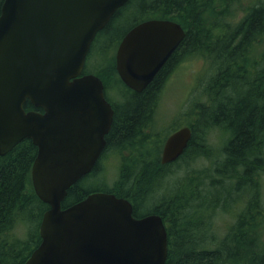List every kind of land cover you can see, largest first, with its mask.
<instances>
[{"label":"trees","instance_id":"obj_1","mask_svg":"<svg viewBox=\"0 0 264 264\" xmlns=\"http://www.w3.org/2000/svg\"><path fill=\"white\" fill-rule=\"evenodd\" d=\"M239 2L129 0L97 34L87 56V62L99 57L101 63L94 71L85 65V74L99 76L107 94L119 84L126 92H120V102L110 98L115 113L105 151L93 171L68 190L63 208L103 191L128 199L137 218L161 215L168 230L165 264H264V56L252 57L264 39V0L233 22L231 12ZM129 19L128 30L121 31ZM150 19L175 21L186 36L154 81L136 92L117 72L116 51L130 29ZM109 50L114 54L105 67ZM199 56L208 59L212 72L205 96L193 106L198 117L188 124L192 139L178 160L163 165L164 143L181 122L175 119L164 132H152L158 101L172 72ZM25 109L43 111L30 101ZM213 133L217 145L210 140ZM37 153L26 139L0 156V264H25L41 243L40 224L50 206L32 184ZM109 153L119 162L113 185L106 182L104 167ZM205 159L211 166L196 168ZM90 179L104 183L89 187ZM225 215L233 220L220 222Z\"/></svg>","mask_w":264,"mask_h":264},{"label":"water","instance_id":"obj_2","mask_svg":"<svg viewBox=\"0 0 264 264\" xmlns=\"http://www.w3.org/2000/svg\"><path fill=\"white\" fill-rule=\"evenodd\" d=\"M129 0H5L0 16V156L29 139L36 195L50 206L41 243L25 264H165L168 230L161 215L134 216L133 204L94 192L63 208L68 190L103 155L114 120L105 85L85 74L97 34ZM186 36L168 19L130 29L116 52L117 72L143 92ZM30 103L39 110L25 109ZM184 126L167 137L163 165L178 160L192 139Z\"/></svg>","mask_w":264,"mask_h":264},{"label":"rangeland","instance_id":"obj_3","mask_svg":"<svg viewBox=\"0 0 264 264\" xmlns=\"http://www.w3.org/2000/svg\"><path fill=\"white\" fill-rule=\"evenodd\" d=\"M257 2L258 0H240V2L234 6L233 11L231 12L233 15L232 21L237 22L241 18H243L247 8L253 6ZM131 20L132 19H129L123 22L121 31L128 30ZM109 51L110 53L106 55V57L102 61L103 63L101 64L105 67L107 65H110L111 57L114 54L113 50ZM262 55L264 56V39H262L261 43L255 46L252 50L253 58H260ZM98 59L99 57H95L88 60V62L86 60V65H88V68L90 70L94 71L96 63H101V61H98ZM209 65V61L205 57H190L187 61L180 64L172 72L164 90L162 91L160 102L158 101L159 105L157 107L156 117L151 123L152 132H164V129L169 127L175 119L176 121L181 122V124L179 125L180 128L182 126H188L189 123H194L195 121H197L198 116L194 113L193 106L194 103H196L198 100H202V97L205 96V94H203V87L212 72ZM123 91L126 92L122 84H119L116 89L110 88L108 94L105 90L108 100L111 101L110 98H112L116 102L122 101L120 92ZM210 140L214 145H217L219 141L217 139V134L213 133L210 136ZM105 164L107 165V167ZM117 164L119 166V162L117 163L116 157L113 154L109 153L107 155V159L104 161V167L108 169V181L106 180V182L110 185H113L118 178L119 168H117ZM196 165V168L201 169L211 166V162L205 159L203 162H200ZM101 183L104 182L100 179H90L86 181V184L89 187H97ZM262 204L264 206V177L262 188ZM232 220L233 217L225 215L223 217V220H221L220 222L230 223ZM223 232L224 230L220 233L222 234ZM19 233L20 236L24 234V232L22 233L21 231Z\"/></svg>","mask_w":264,"mask_h":264},{"label":"flooded vegetation","instance_id":"obj_4","mask_svg":"<svg viewBox=\"0 0 264 264\" xmlns=\"http://www.w3.org/2000/svg\"><path fill=\"white\" fill-rule=\"evenodd\" d=\"M118 49V48H117ZM117 52V51H116ZM107 98V97H106ZM108 100V99H107ZM109 101V100H108ZM110 102V101H109ZM111 103V102H110ZM112 104V103H111ZM112 107H113V104H112ZM109 134V133H108ZM107 140V139H106ZM102 157V156H101Z\"/></svg>","mask_w":264,"mask_h":264}]
</instances>
